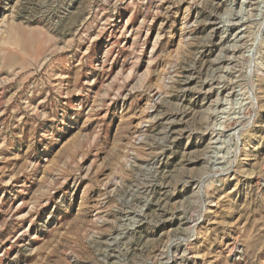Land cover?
<instances>
[{
    "label": "rangeland",
    "instance_id": "374dc122",
    "mask_svg": "<svg viewBox=\"0 0 264 264\" xmlns=\"http://www.w3.org/2000/svg\"><path fill=\"white\" fill-rule=\"evenodd\" d=\"M0 264H264V0H0Z\"/></svg>",
    "mask_w": 264,
    "mask_h": 264
},
{
    "label": "bare ground",
    "instance_id": "6f19581e",
    "mask_svg": "<svg viewBox=\"0 0 264 264\" xmlns=\"http://www.w3.org/2000/svg\"><path fill=\"white\" fill-rule=\"evenodd\" d=\"M213 71V70H212Z\"/></svg>",
    "mask_w": 264,
    "mask_h": 264
}]
</instances>
